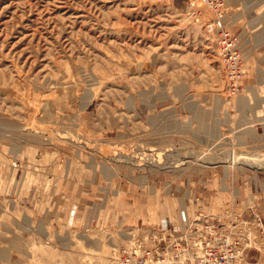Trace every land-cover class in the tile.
Masks as SVG:
<instances>
[{
    "label": "rangeland",
    "instance_id": "obj_1",
    "mask_svg": "<svg viewBox=\"0 0 264 264\" xmlns=\"http://www.w3.org/2000/svg\"><path fill=\"white\" fill-rule=\"evenodd\" d=\"M191 1L0 0V264H122L165 210L261 259L264 45L233 90Z\"/></svg>",
    "mask_w": 264,
    "mask_h": 264
},
{
    "label": "built area",
    "instance_id": "obj_2",
    "mask_svg": "<svg viewBox=\"0 0 264 264\" xmlns=\"http://www.w3.org/2000/svg\"><path fill=\"white\" fill-rule=\"evenodd\" d=\"M226 7L227 0H192L190 14L197 20L207 16L206 30L216 38L231 87L238 91L244 74V52L239 36L226 22ZM240 223L247 225L248 220H241ZM215 224L205 220L197 236L193 231L194 221H189L183 230L184 236L173 235L162 245L132 247L122 254L120 261L122 264H264V245L259 261L252 263L244 260L241 257L243 252L236 245L238 239L232 237L234 226L219 223L220 231ZM255 224L264 236L261 218L255 219Z\"/></svg>",
    "mask_w": 264,
    "mask_h": 264
},
{
    "label": "crops",
    "instance_id": "obj_3",
    "mask_svg": "<svg viewBox=\"0 0 264 264\" xmlns=\"http://www.w3.org/2000/svg\"><path fill=\"white\" fill-rule=\"evenodd\" d=\"M225 19L227 24L239 35L240 42H253L257 49L264 45V0H227ZM241 44V43H240ZM251 201L245 199L240 205L246 207L252 205ZM223 209V204H219ZM162 212L161 219L164 225L172 224L174 233H179L182 227L188 224L184 217L177 216L176 220L169 218L170 215ZM170 222V223H169ZM187 222V223H186Z\"/></svg>",
    "mask_w": 264,
    "mask_h": 264
},
{
    "label": "bare ground",
    "instance_id": "obj_4",
    "mask_svg": "<svg viewBox=\"0 0 264 264\" xmlns=\"http://www.w3.org/2000/svg\"><path fill=\"white\" fill-rule=\"evenodd\" d=\"M258 162V161H257ZM262 164V163H261ZM259 165V164H258Z\"/></svg>",
    "mask_w": 264,
    "mask_h": 264
}]
</instances>
